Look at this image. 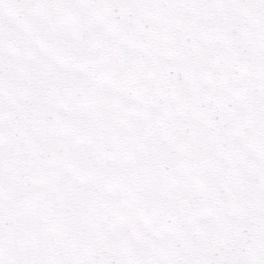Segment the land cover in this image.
<instances>
[{"label": "snow or ice", "instance_id": "1", "mask_svg": "<svg viewBox=\"0 0 264 264\" xmlns=\"http://www.w3.org/2000/svg\"><path fill=\"white\" fill-rule=\"evenodd\" d=\"M0 264H264V0H0Z\"/></svg>", "mask_w": 264, "mask_h": 264}]
</instances>
